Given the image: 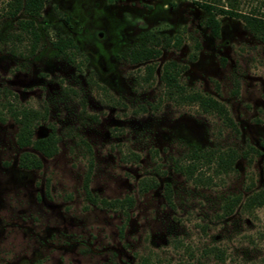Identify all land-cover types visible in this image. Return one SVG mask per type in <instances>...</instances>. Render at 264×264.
Wrapping results in <instances>:
<instances>
[{"label":"rangeland","instance_id":"obj_1","mask_svg":"<svg viewBox=\"0 0 264 264\" xmlns=\"http://www.w3.org/2000/svg\"><path fill=\"white\" fill-rule=\"evenodd\" d=\"M197 1L45 0L36 38L0 0V264H264V204L221 209L264 188V46L227 15L214 36ZM208 1L264 13V0ZM60 37L74 41L70 59L52 45ZM136 47L159 54L134 64ZM169 61L236 129L164 98ZM24 114L33 139H54L49 157L18 145ZM249 146L261 154L217 166V151ZM24 151L41 167H19ZM86 179L92 196L133 206L92 203Z\"/></svg>","mask_w":264,"mask_h":264},{"label":"trees","instance_id":"obj_2","mask_svg":"<svg viewBox=\"0 0 264 264\" xmlns=\"http://www.w3.org/2000/svg\"><path fill=\"white\" fill-rule=\"evenodd\" d=\"M45 0H11L12 8L9 11L11 17H16L18 13L23 14L26 18L18 20V24L22 29H29L30 32L37 38V26L34 19L40 15ZM207 15L205 25L208 26L214 36L219 35L220 22L217 15H227L241 19L243 25L248 29L264 46V13L260 14L257 11L241 12L232 6H219L214 1L195 2ZM53 47L67 56L69 59L76 48L74 41L70 37H60L52 42ZM159 54L158 50L149 47H136L128 52V58L132 63L146 62ZM153 66L146 65L147 69H152ZM180 70L177 65L172 62H166L163 67L159 79L163 85V96L167 100H171L176 104H194L203 113H209L217 116L222 123L232 129H236V123L230 116L227 108L216 98L197 90L187 89L186 86L180 83ZM21 127L17 134V143L20 147H31L41 155L49 157L55 151V141L52 136H45L33 139L31 132V118L28 114L23 115ZM264 149V142L261 143ZM261 154V152L249 146L245 151H238L235 148H227L215 153V161L217 166L224 172L234 170V163L239 157H247L249 153ZM19 167L23 169H38L41 167V160L29 151H24L20 155ZM143 190L155 188L157 183L153 181L150 184H143ZM84 191L87 198L94 204L102 207L126 210L133 206L134 199L131 196L116 199L96 198L92 196L87 186V179L84 184ZM251 186L247 187L249 194L242 199L241 195H232L224 199L222 204L223 215L231 214L235 207L241 205L242 209L251 210L255 207L264 204V188L260 190H252ZM170 188L166 187V197L169 200Z\"/></svg>","mask_w":264,"mask_h":264}]
</instances>
